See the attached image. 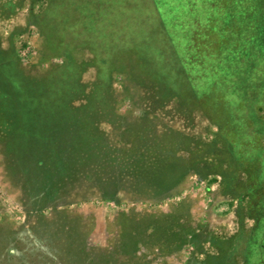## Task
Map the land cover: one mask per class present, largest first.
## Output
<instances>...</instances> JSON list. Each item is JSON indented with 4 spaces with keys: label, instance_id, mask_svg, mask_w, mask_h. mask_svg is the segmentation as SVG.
Wrapping results in <instances>:
<instances>
[{
    "label": "rangeland",
    "instance_id": "rangeland-1",
    "mask_svg": "<svg viewBox=\"0 0 264 264\" xmlns=\"http://www.w3.org/2000/svg\"><path fill=\"white\" fill-rule=\"evenodd\" d=\"M149 2L128 9L129 35L153 33L160 18L179 54L194 60L196 82L219 86L231 107L240 108L234 99L241 87L262 89L264 0ZM4 23L0 18V264L203 263L206 242L198 249L190 235L198 230L205 237L216 219L226 229L224 218L235 204L221 205L217 194L208 201L216 177H189L162 195V177L150 171L153 155L148 168L140 150L144 135L162 138L165 128L194 137L201 150L215 127L196 117L195 127L186 128L163 114L160 95L139 87L146 77L122 71L130 68V56L116 50L120 59L113 66L99 60L110 53L107 46L74 52L77 62L88 65L82 90H73V76H64L39 92L48 67L35 65L38 32ZM23 36L34 46L29 62L20 58ZM108 67L113 73L100 77ZM147 82L152 85L153 77ZM249 169L254 175L255 166ZM218 206L226 211L219 214ZM184 228L187 241L179 236Z\"/></svg>",
    "mask_w": 264,
    "mask_h": 264
},
{
    "label": "trees",
    "instance_id": "trees-1",
    "mask_svg": "<svg viewBox=\"0 0 264 264\" xmlns=\"http://www.w3.org/2000/svg\"><path fill=\"white\" fill-rule=\"evenodd\" d=\"M38 1H46L47 4V8L41 14L34 13V6ZM27 3H30V19L40 20V24L37 21L33 24L40 26L48 52L64 56L65 59V63L56 67L54 73L47 78L46 85H41L39 92L46 86L50 87V81L64 76H73V90L83 89L80 81L82 73L88 70V65L77 62L73 57V51L92 49L96 52L107 46L110 53L99 60L108 61L111 63L110 66H113V62L117 63L120 59V55L114 52L120 50L126 56H130L128 58L130 68H124L122 71H126L130 77H146L139 87H144L142 89L145 91H150L148 87H152V90L160 95L158 105H162V111L172 107L186 128L195 127L197 116H202L220 128L213 141H204L201 150L197 148V139L184 132L168 130L162 138L152 137L149 133L144 135L140 156H144L143 165L149 168L153 155L154 162L150 171L156 174V179L162 177V195L176 189L193 171L202 179H207L215 173L223 163V157L228 150L226 137L229 134L228 126L231 125L230 113L226 107L228 102L219 91V86L203 87L196 82L199 80L190 68L194 60L184 59L179 54L177 51L179 48L177 49L172 42L174 37L168 30L169 26L164 21L162 24L160 18L157 19L155 31L153 33L142 31L140 39L127 33L132 25L128 9L130 7L133 9L140 3L149 4V0H0V18L4 20L13 18ZM41 20L44 27L41 26ZM33 24L30 23L29 26ZM54 32L56 35H53ZM117 33H120L122 38H118ZM134 50L137 52L134 53ZM114 54L116 56H113ZM153 61L157 64H153ZM111 72L112 69L108 67L100 69L99 75L107 77ZM147 77H153L152 85L147 82ZM35 101L39 104L42 99L39 96ZM182 153L190 157L184 158L180 155ZM146 181L151 182L150 179ZM185 228L179 236L187 241L190 231ZM194 238L192 243L194 242L198 249L202 243L213 241L212 238L209 240L203 236ZM214 242L223 244L224 241L214 238ZM216 248H220L216 256H211L207 251L203 252L207 256L201 264H214L225 255L224 247Z\"/></svg>",
    "mask_w": 264,
    "mask_h": 264
},
{
    "label": "crops",
    "instance_id": "crops-1",
    "mask_svg": "<svg viewBox=\"0 0 264 264\" xmlns=\"http://www.w3.org/2000/svg\"><path fill=\"white\" fill-rule=\"evenodd\" d=\"M45 2L38 1L35 4V14H41L47 8ZM29 13L30 3H27L24 9L13 18L2 20L5 22L4 26H10L11 29L18 27L23 32L26 29L34 28L38 32L40 42L36 40V44L38 43V55L35 65H38L41 61L42 63L46 62L45 64L48 68H46V73L41 81L44 85L47 78L57 69L56 67H60L65 63V59L64 56L48 52L47 42L39 28L40 26L33 24L36 21L40 24V20L36 18L30 19ZM30 23L33 26H29ZM41 26L44 27L42 20ZM55 33L53 35H56ZM78 50L73 51L72 54ZM3 54L6 55L4 52ZM54 62H59L60 65L55 66ZM87 71L82 73V77ZM256 82L254 81V83ZM240 94H243L242 97ZM234 100L239 103L240 108L231 107L229 104L226 106L230 113L231 125L228 126L229 134L226 137L228 150L223 157V163L207 179H202L195 171L191 172L185 179L189 177L193 179L195 177L194 179L197 182H206L210 178L216 177L218 179V182L214 185L216 187L211 188L214 197L210 196L208 201L215 199L217 194L219 196L217 198L223 202L221 205H225L224 202L227 200L235 204L232 205L231 212L224 218L227 219L224 223L226 221L229 223L226 226L227 228L217 227L220 224L217 219H214L215 224L211 223L212 228L210 226L209 232L206 233L205 237L213 240L210 243H206L208 253L212 254L210 251L212 249L215 254H219L220 248H216V246L224 247L226 250L225 255L219 261H215L214 264H264V88L254 90L251 87H247L245 91L241 87ZM162 113L179 118L172 107L165 108ZM197 119H202L209 126L215 127L216 133L209 142L213 141L216 134L220 132V128L202 116H197ZM167 133L168 129L165 128L162 131V135ZM253 166H255L254 175L249 172V168ZM252 203V208H250L249 206ZM246 204L249 206L246 207ZM218 207H220L218 208L219 214H223L226 211L225 206ZM189 217L191 220H195L190 213ZM248 221L252 223L250 226L247 223ZM222 231H226L228 234L222 236ZM190 237H199V231L196 230L195 234L190 235ZM214 238L218 240L223 238V244H215Z\"/></svg>",
    "mask_w": 264,
    "mask_h": 264
},
{
    "label": "built area",
    "instance_id": "built-area-1",
    "mask_svg": "<svg viewBox=\"0 0 264 264\" xmlns=\"http://www.w3.org/2000/svg\"><path fill=\"white\" fill-rule=\"evenodd\" d=\"M31 30H34V28H31ZM24 37L25 36H23V38ZM19 51H20V58L22 61L29 62L30 60H32L35 52H34L33 43L30 41L29 38L25 37V40H23V42H21L20 47H19Z\"/></svg>",
    "mask_w": 264,
    "mask_h": 264
}]
</instances>
